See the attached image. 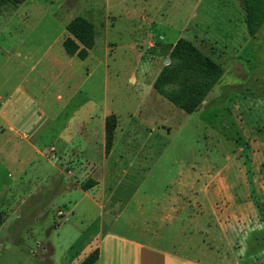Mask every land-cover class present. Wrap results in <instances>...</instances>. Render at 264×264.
Returning <instances> with one entry per match:
<instances>
[{
  "label": "rangeland",
  "instance_id": "374dc122",
  "mask_svg": "<svg viewBox=\"0 0 264 264\" xmlns=\"http://www.w3.org/2000/svg\"><path fill=\"white\" fill-rule=\"evenodd\" d=\"M77 15L93 24L94 45L84 60L67 55L58 39L51 47L58 60L66 59L62 69L69 76L67 85L76 88L67 106L54 104L60 113L53 131L70 116L72 125L87 117L94 131L93 115L113 114L116 125L104 166L109 170L106 182L114 198L131 196L121 217L112 219L111 210L98 207L111 206L110 202L64 188L65 171L58 163L57 170L50 165L51 154L46 159L24 141L10 147L0 140V264H59V255L65 264L64 249L75 227L90 226L97 218L103 231L115 235L101 237L100 264H166L160 252L147 248L146 254L130 242L147 238L142 230L144 214L150 211L145 196H161L172 189L169 183L192 164L200 165L201 174H208L207 164H233L241 168L228 174L233 183L244 177V168L251 181H264V24L249 35L237 0H0V20L28 24L21 27L23 35L33 36L34 51L54 37H65L64 25ZM0 37L2 45L4 31ZM178 38L192 42L222 68L204 103L190 114L152 87ZM69 87L64 90L68 95ZM79 142L85 145L84 138ZM6 149H18L16 165L5 157ZM89 154L99 158L92 149ZM85 173L78 171L80 185ZM151 244L170 250L167 240ZM42 245L47 249L43 251ZM206 252L201 254L205 257Z\"/></svg>",
  "mask_w": 264,
  "mask_h": 264
},
{
  "label": "crops",
  "instance_id": "0c3cea01",
  "mask_svg": "<svg viewBox=\"0 0 264 264\" xmlns=\"http://www.w3.org/2000/svg\"><path fill=\"white\" fill-rule=\"evenodd\" d=\"M11 21L0 20V33L4 31L5 38L7 37L0 45L1 142H7L8 145L10 143L11 147L24 141L34 153L43 158L47 159V154H51L54 161L47 159L50 165H54L57 170L58 163L65 171L64 176L68 180L64 185L65 189L81 191L93 201L98 199L107 204L110 202L111 206L103 207L98 203V207L105 211L111 210L112 219L120 218L126 209L125 202L131 195L121 198L109 195L110 185L106 182L109 170L106 171L104 166L111 148L107 154L104 153V111L100 115H93L96 117L94 131L91 126L88 127L87 117L85 122L74 121L72 125V116L64 121L58 131H53L57 113H60L56 111L54 104L67 106L71 95L76 93L75 85L73 90L67 85L69 76L62 69L63 60L66 59L62 58L60 61L55 52L50 51L53 44H56L55 39L62 45L64 37H54L47 45L34 51L36 46L32 41L33 36L23 35L22 27L28 24L20 25L16 24L17 21ZM29 32L33 34L35 30ZM65 33L69 35L66 30ZM12 37L15 39L12 40ZM21 37H28L30 40L25 42ZM94 39L93 33L91 48ZM91 48L83 59L75 54L70 56L84 60L89 57ZM55 64L61 68L54 70L52 66ZM65 86L72 90L69 95L64 91ZM42 119L45 121H40ZM36 124H43L42 128ZM73 127L75 130H72ZM83 138L84 146L83 142H79ZM42 139L49 141L43 143ZM89 149L98 152L99 158L91 156ZM17 155L18 149L5 151V157L12 165L18 163ZM207 165L208 174H201L200 165H187L188 169L177 173V179L169 183L172 189L161 196H145L150 211L147 210L148 213L146 211L144 214L142 230L147 238L141 243L130 242L143 248L146 254L147 248L160 252L159 255L166 264H203L202 262L212 259L215 264H264V181L261 184L259 181H251L244 168V177L239 175L242 179L233 183L228 174L240 171L239 166L228 163ZM78 171L80 175L86 171V180L94 181L87 189L81 188L82 179L77 176ZM213 175L219 178L215 176L212 179ZM211 179L214 181L207 184ZM105 184H108V188H105ZM91 223L81 229L75 227L76 231L64 249L65 264H78L94 248L97 249L98 256L93 264H100L101 237L115 239V235L103 231L100 219H94ZM155 239L167 240V248L170 250L155 248L151 244ZM47 245L49 253H52L51 244L47 242ZM47 248L43 246L42 250ZM201 251H207L205 257ZM245 251L250 253L246 254ZM193 252L196 254H191ZM189 254L191 256H186ZM61 256L56 257L59 264ZM209 256H216L217 259L208 258Z\"/></svg>",
  "mask_w": 264,
  "mask_h": 264
},
{
  "label": "trees",
  "instance_id": "16d2710c",
  "mask_svg": "<svg viewBox=\"0 0 264 264\" xmlns=\"http://www.w3.org/2000/svg\"><path fill=\"white\" fill-rule=\"evenodd\" d=\"M19 3L24 0H13ZM244 13V23L249 35H255L264 24V0H237ZM69 35L62 40L68 55L75 54L83 59L93 44V24L82 16H74L65 25ZM168 62L163 63L152 82L153 89L186 114L197 110L218 82L222 68L205 55L192 42L178 38L170 47ZM116 118L108 114L104 118V153L112 145ZM94 183L87 179L81 188L87 189ZM98 256L96 248L85 255L78 264H93Z\"/></svg>",
  "mask_w": 264,
  "mask_h": 264
},
{
  "label": "water",
  "instance_id": "95a60500",
  "mask_svg": "<svg viewBox=\"0 0 264 264\" xmlns=\"http://www.w3.org/2000/svg\"><path fill=\"white\" fill-rule=\"evenodd\" d=\"M167 62H168V60H167V59H165V60H164V63L166 64Z\"/></svg>",
  "mask_w": 264,
  "mask_h": 264
}]
</instances>
